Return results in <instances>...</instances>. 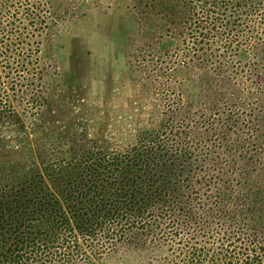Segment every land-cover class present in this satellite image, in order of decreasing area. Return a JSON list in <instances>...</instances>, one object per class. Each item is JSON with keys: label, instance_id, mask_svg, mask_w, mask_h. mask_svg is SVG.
I'll list each match as a JSON object with an SVG mask.
<instances>
[{"label": "trees", "instance_id": "1", "mask_svg": "<svg viewBox=\"0 0 264 264\" xmlns=\"http://www.w3.org/2000/svg\"><path fill=\"white\" fill-rule=\"evenodd\" d=\"M17 8L0 6V116L13 114L5 83L18 92L40 74ZM180 108L124 150L66 131L42 172L31 163L1 178L0 264H132L162 251L161 264H264L257 136L241 127L243 112Z\"/></svg>", "mask_w": 264, "mask_h": 264}, {"label": "rangeland", "instance_id": "2", "mask_svg": "<svg viewBox=\"0 0 264 264\" xmlns=\"http://www.w3.org/2000/svg\"><path fill=\"white\" fill-rule=\"evenodd\" d=\"M10 3L40 74L28 89L3 86L13 114L0 116V179L31 163L42 172L50 142L70 130L79 145L128 149L167 107L243 112L241 127L264 154V0ZM258 182L264 188V170ZM165 254L132 264H161Z\"/></svg>", "mask_w": 264, "mask_h": 264}]
</instances>
